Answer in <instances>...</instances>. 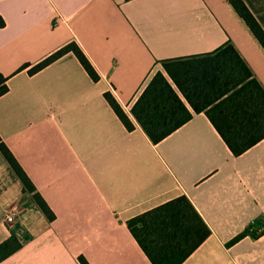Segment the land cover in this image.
I'll list each match as a JSON object with an SVG mask.
<instances>
[{
  "label": "crops",
  "instance_id": "obj_1",
  "mask_svg": "<svg viewBox=\"0 0 264 264\" xmlns=\"http://www.w3.org/2000/svg\"><path fill=\"white\" fill-rule=\"evenodd\" d=\"M264 27V0H245ZM0 134L56 213L49 220L0 151V264H153L129 218L187 194L213 232L181 264H264V138L235 155L205 112L158 143L132 106L162 60L231 40L264 85V46L229 0H0ZM76 41L74 52L29 69ZM28 65L23 68L24 65ZM135 123L129 130L105 93ZM14 214L9 222L7 215Z\"/></svg>",
  "mask_w": 264,
  "mask_h": 264
},
{
  "label": "trees",
  "instance_id": "obj_2",
  "mask_svg": "<svg viewBox=\"0 0 264 264\" xmlns=\"http://www.w3.org/2000/svg\"><path fill=\"white\" fill-rule=\"evenodd\" d=\"M264 46V27L245 0H229ZM6 20L0 13V28ZM74 52L89 74H100L85 51L72 41L29 69L35 73L68 52ZM164 70L156 71L132 106V113L154 143L166 138L205 112L229 148L240 155L264 138V85L231 40L218 49L163 59ZM28 65H24L26 68ZM9 76L0 71V96L9 90ZM105 96L129 130L135 123L116 97ZM0 151L21 180L23 190L32 194L49 220L56 213L38 190L13 150L0 134ZM127 224L153 264H181L213 230L187 194L178 195L128 219ZM259 237L264 229L255 224L227 242L232 245L246 235ZM23 246L15 235L0 242V262ZM81 264H91L79 255Z\"/></svg>",
  "mask_w": 264,
  "mask_h": 264
},
{
  "label": "built area",
  "instance_id": "obj_3",
  "mask_svg": "<svg viewBox=\"0 0 264 264\" xmlns=\"http://www.w3.org/2000/svg\"><path fill=\"white\" fill-rule=\"evenodd\" d=\"M7 220H8L9 222L13 221V220H14V214H13V213H9V214L7 215Z\"/></svg>",
  "mask_w": 264,
  "mask_h": 264
}]
</instances>
